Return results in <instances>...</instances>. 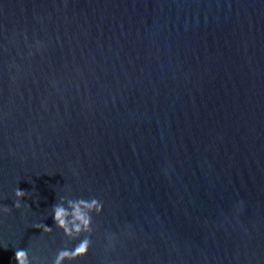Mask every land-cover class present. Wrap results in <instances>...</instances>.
<instances>
[{"label": "water", "instance_id": "1", "mask_svg": "<svg viewBox=\"0 0 264 264\" xmlns=\"http://www.w3.org/2000/svg\"><path fill=\"white\" fill-rule=\"evenodd\" d=\"M60 195L64 264H264V0H0V264L77 242Z\"/></svg>", "mask_w": 264, "mask_h": 264}, {"label": "clouds", "instance_id": "2", "mask_svg": "<svg viewBox=\"0 0 264 264\" xmlns=\"http://www.w3.org/2000/svg\"><path fill=\"white\" fill-rule=\"evenodd\" d=\"M28 195L25 191L15 188L14 207L20 208L23 197ZM0 211H8V207H0ZM102 211V204L95 198H69L60 195L56 203L50 208L55 226L63 231V234L70 241H77L71 248L63 247L56 251L51 264H64L65 261H72L76 257L85 254L90 246V234L92 231V214H99ZM44 233H50L52 228L43 224L36 223L33 225ZM83 234V235H82ZM15 260L17 264H32L29 259L27 249L18 248L15 251Z\"/></svg>", "mask_w": 264, "mask_h": 264}]
</instances>
